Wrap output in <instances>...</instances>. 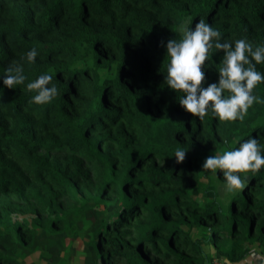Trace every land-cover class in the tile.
I'll return each instance as SVG.
<instances>
[{
	"label": "trees",
	"instance_id": "16d2710c",
	"mask_svg": "<svg viewBox=\"0 0 264 264\" xmlns=\"http://www.w3.org/2000/svg\"><path fill=\"white\" fill-rule=\"evenodd\" d=\"M199 20L221 42L264 46V0H0V264L36 250L68 264L66 234L86 238L83 264L264 255V167L240 174L246 186L234 192L222 172L202 168L249 138L264 155V103L243 121L211 110L200 119L165 83L167 42ZM222 58L210 52L202 87L218 83ZM13 66L26 79L8 89ZM256 70L264 74V63ZM43 74L58 95L35 104L26 85ZM253 95L264 100V82Z\"/></svg>",
	"mask_w": 264,
	"mask_h": 264
},
{
	"label": "clouds",
	"instance_id": "9594fccd",
	"mask_svg": "<svg viewBox=\"0 0 264 264\" xmlns=\"http://www.w3.org/2000/svg\"><path fill=\"white\" fill-rule=\"evenodd\" d=\"M179 32L182 34L179 41L172 39L166 44L169 61L165 83L171 90L184 94L179 99V105L187 113L203 119L211 110L212 115L220 121H243L254 103H264V100L253 95V89L264 82V74L256 70L257 64L264 63V46L253 47L245 39L234 43L221 42V33L204 20H199L192 28L181 24ZM213 49L223 53L218 69L219 80L218 83L202 87L205 80L203 66ZM37 54V50L32 48L26 53L27 61L34 63ZM25 79L22 67H9L3 85L13 89L23 84ZM51 81L52 75L43 74L26 85L29 92L36 93L32 103L47 104L58 95L55 85L48 86ZM185 154L183 149L175 150L176 162H183ZM262 167L264 155L256 138L239 143L233 150L209 156L202 165L205 170L222 172L227 192L242 190L246 180L240 174H255ZM245 259L247 264H264V255H258L255 250L249 252ZM225 264L231 262L225 261Z\"/></svg>",
	"mask_w": 264,
	"mask_h": 264
},
{
	"label": "rangeland",
	"instance_id": "374dc122",
	"mask_svg": "<svg viewBox=\"0 0 264 264\" xmlns=\"http://www.w3.org/2000/svg\"><path fill=\"white\" fill-rule=\"evenodd\" d=\"M28 218L32 217V214L26 212ZM24 215L20 214L19 218ZM86 238L80 235L66 234L65 241L62 247L61 257L68 259V264H83L82 247L86 244ZM51 253H57V247L52 246L49 250ZM21 251H18L20 253ZM69 255V257L67 256ZM50 259H41L40 251L36 250L28 254L26 257L21 258V264H50Z\"/></svg>",
	"mask_w": 264,
	"mask_h": 264
},
{
	"label": "crops",
	"instance_id": "0c3cea01",
	"mask_svg": "<svg viewBox=\"0 0 264 264\" xmlns=\"http://www.w3.org/2000/svg\"><path fill=\"white\" fill-rule=\"evenodd\" d=\"M255 252H256L258 255H261V254L258 253L257 250H255ZM247 256H248V254H247L242 260H240V261H238V262H231V264H247V260L245 259Z\"/></svg>",
	"mask_w": 264,
	"mask_h": 264
},
{
	"label": "built area",
	"instance_id": "2783aa9c",
	"mask_svg": "<svg viewBox=\"0 0 264 264\" xmlns=\"http://www.w3.org/2000/svg\"><path fill=\"white\" fill-rule=\"evenodd\" d=\"M213 264H222V263H221V261H219V260H214V261H213Z\"/></svg>",
	"mask_w": 264,
	"mask_h": 264
}]
</instances>
